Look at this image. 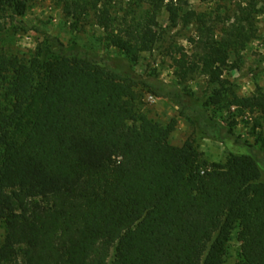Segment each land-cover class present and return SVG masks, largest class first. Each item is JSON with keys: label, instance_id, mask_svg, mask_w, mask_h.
I'll list each match as a JSON object with an SVG mask.
<instances>
[{"label": "trees", "instance_id": "1", "mask_svg": "<svg viewBox=\"0 0 264 264\" xmlns=\"http://www.w3.org/2000/svg\"><path fill=\"white\" fill-rule=\"evenodd\" d=\"M30 1L13 0L19 15ZM50 1L77 22L93 15L129 61L159 44L164 10L173 26L194 21L198 53L191 62L179 49V76L214 83L231 52L257 38L255 14L264 10V0H250L219 36L208 16L185 11L188 0ZM49 47L0 50V264H109L113 253L112 264H227L234 232L235 264H264L260 161L232 155L219 165L190 142L172 146L177 120L163 126L141 110L143 90L164 96L158 87L133 70ZM172 98L191 118L184 96ZM194 104L206 120L209 102ZM229 107L257 113L255 128L264 127V91L234 95Z\"/></svg>", "mask_w": 264, "mask_h": 264}, {"label": "rangeland", "instance_id": "2", "mask_svg": "<svg viewBox=\"0 0 264 264\" xmlns=\"http://www.w3.org/2000/svg\"><path fill=\"white\" fill-rule=\"evenodd\" d=\"M249 1L188 0L185 11L208 16L221 36L222 30L234 22L239 7H245ZM117 2H125L123 7H126L127 0ZM260 9L259 6L258 11ZM123 14L121 10L118 15ZM185 19L173 26L169 13L164 10L158 18L159 44L129 61L120 50L109 45L105 31L93 15L77 22L50 0H32L21 16L13 0H0V50L9 55H31L40 47L62 44L66 51L87 54L101 65L120 71L133 70L164 95L159 97L143 90L142 113L163 126L177 120V128L170 138L172 146L183 147L190 142L204 159L219 165L226 164L232 155L252 154L260 161L264 183V127L256 129L254 121L259 115L243 116L236 108L229 107L234 95L251 97L259 90L264 91V10L255 14L257 38L245 50L231 52L228 64L222 67L221 83H214L201 73L192 74L186 81L179 76L176 64L181 58L179 49H184L191 62L198 53L193 42L197 24ZM177 92L184 96L186 113L191 118L181 116L183 108L179 100L172 98ZM195 100L209 102L206 120L196 114L199 108ZM234 121L238 125L231 128ZM231 129L234 137H228ZM256 135L263 140L258 145ZM239 252L238 232H234L226 250V263L235 264ZM114 256L113 253L109 264Z\"/></svg>", "mask_w": 264, "mask_h": 264}]
</instances>
